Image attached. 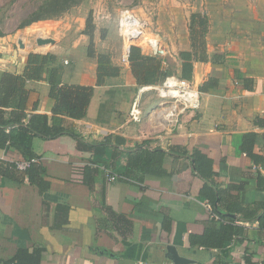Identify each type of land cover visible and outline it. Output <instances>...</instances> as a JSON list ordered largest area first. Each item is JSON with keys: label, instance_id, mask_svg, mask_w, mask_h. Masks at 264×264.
Masks as SVG:
<instances>
[{"label": "crops", "instance_id": "1", "mask_svg": "<svg viewBox=\"0 0 264 264\" xmlns=\"http://www.w3.org/2000/svg\"><path fill=\"white\" fill-rule=\"evenodd\" d=\"M159 2L179 5L181 11L166 9L171 41L162 39L168 55L155 57L162 75L154 85H138L129 63L121 61L125 44L119 32L109 30L105 21L100 22L107 27L101 32L95 19L92 22L93 47L96 54L109 56L118 74L101 86L96 84V58L87 55L90 40L83 33L87 44L75 43L64 53H39L57 60L49 62L41 80L25 82L26 115H46L51 124L54 101L48 77L58 68L61 84L93 88L85 118L64 117L63 126L88 143H102L106 136L125 143L118 148L112 143L101 158L117 176L112 183L105 172H86L94 169L95 156L79 151L73 138H33L32 150L45 169L48 187L41 190L27 177L18 184L0 176V264L19 248L41 249L39 264H173L168 247L191 264H264V228L257 220L264 213V165L255 164L242 150L244 136L253 133L252 153L264 157V0H158L155 5ZM35 40L16 38L5 47L0 43L7 64L1 71L20 74L27 56L38 53L25 50L43 47ZM141 54L154 57L143 50ZM186 66L191 69L184 70ZM172 67L174 75L201 91L199 110L185 113L166 131L128 123L135 99L143 114L160 104L155 88ZM143 87L146 90L140 91ZM5 111L8 118L10 108ZM144 131L148 133L141 136ZM157 149L164 153L161 167L138 165L142 151ZM194 151L212 161L224 209L244 210L230 217L232 225L243 228V239L234 237L218 250L190 242L212 223L217 228L228 223L213 219L209 202L199 196L203 181L190 158ZM22 161L14 148L0 149L1 166Z\"/></svg>", "mask_w": 264, "mask_h": 264}, {"label": "trees", "instance_id": "2", "mask_svg": "<svg viewBox=\"0 0 264 264\" xmlns=\"http://www.w3.org/2000/svg\"><path fill=\"white\" fill-rule=\"evenodd\" d=\"M82 0H30L31 11L20 21L18 28L23 29L33 24L55 19L68 11L70 8L78 5ZM203 25V24H202ZM94 26L90 16L86 19V26L83 34L89 38V47L87 55L90 58H96L97 73L96 84L101 86L106 78L115 77L118 74V68L111 64L110 58L104 54H96L93 45ZM186 57V54H181ZM57 57L53 54L30 53L26 58V64L23 71L18 73H9L0 71V149L10 146L18 152L24 161L38 159L32 150L31 141L33 138L41 140H53L61 136H69L76 141L79 151L93 152L94 160L91 165H104L109 167L107 161L102 160L107 153V148L113 143L115 148L123 145L125 141L118 136H106L102 143H88L82 135L74 130H69L63 126V118L68 117L75 120L85 118L86 111L93 93L92 87L64 85L61 84V73L58 68L50 71L48 83L50 86V98L54 101L52 109L51 124L48 123V117L43 114L26 115L28 91L25 89V82L28 80L39 81L46 70L49 62H55ZM128 62L131 71L137 80L138 85L147 86L158 83L162 73L160 72V63L155 57L141 54V50L132 46L129 51ZM191 66H186L189 71ZM186 76V74H183ZM183 78V77H182ZM164 80V79H163ZM201 92V91H200ZM6 108H10L8 118ZM9 128V131L6 130ZM255 134L250 133L244 136L242 150L254 161L255 164L264 165V157H258L252 153V145ZM111 153V157H113ZM164 153L157 149L153 151H142L138 156V165L150 169L154 166H160L163 162ZM102 158V159H101ZM194 171L203 181V187L199 196L204 201H208L212 207V214L220 219L227 220V224H215L208 226L202 237H190L191 244H197L207 250L221 249L234 237L242 238V227L232 225L235 221L230 218L233 214L244 212L242 208L226 207L224 209L223 191L219 189L214 181L215 173L213 171L212 161L200 153L194 151L190 156ZM86 172H98L97 168L88 167ZM0 176L7 180L20 184L25 177L29 182L39 189L48 187L45 181V169L40 163H31L25 171L16 169L12 163L0 165ZM223 209L225 211H223ZM254 217H245L243 220H251ZM260 228H264V213L258 217ZM243 239V238H242ZM41 249L35 248L32 252L27 249L19 248L15 256L2 264H39Z\"/></svg>", "mask_w": 264, "mask_h": 264}, {"label": "rangeland", "instance_id": "3", "mask_svg": "<svg viewBox=\"0 0 264 264\" xmlns=\"http://www.w3.org/2000/svg\"><path fill=\"white\" fill-rule=\"evenodd\" d=\"M145 1L82 0L78 5L70 8L58 18L39 22L29 27L19 29L18 25L20 21L28 14L29 11H31L30 0H0V43L5 47L8 42L11 43L16 38H24L27 42L32 43L36 38L41 37V33L44 36L42 38H52L56 41V44L53 46L49 45L47 49H42L41 47L27 48L25 52L32 49L38 53H64V51H68L69 47L75 43L77 45L87 44V39L84 40L81 35L85 29L86 19L88 16L91 17L92 22L95 19L96 24H98L97 30L100 32L104 31L107 27L109 30H112L115 27L117 32H119L117 27L119 13L122 9L128 8L147 21L148 32L157 34L161 39H165L169 44L171 39L168 36V33L170 32L169 27L171 25H167L170 17L167 14L166 9L168 7L172 8L173 12H178L181 11L180 6L175 4L165 6L166 2H164L161 6L159 2V7L158 4L155 5L158 0H149L148 3ZM104 21L107 27L104 26L103 23H100ZM175 27H177V25H175ZM2 39L4 42H1ZM118 45L120 52H122V43L119 42ZM174 70L175 69L173 67L169 68L168 71L170 73L168 74L174 75ZM147 94H153V91L149 93L147 92ZM151 104L152 103L149 101L148 106ZM153 109L148 112L144 110L142 124H145V129L150 127L147 120L149 113Z\"/></svg>", "mask_w": 264, "mask_h": 264}, {"label": "built area", "instance_id": "4", "mask_svg": "<svg viewBox=\"0 0 264 264\" xmlns=\"http://www.w3.org/2000/svg\"><path fill=\"white\" fill-rule=\"evenodd\" d=\"M119 34L125 44L122 55V63L128 64V55L132 46L139 47L146 51L149 55L163 58L168 55L163 40L155 33L148 32V24L145 19L138 16L133 10L124 8L120 11L117 23ZM67 63V61H65ZM7 64L0 53V71L6 69ZM143 87L140 91L146 90ZM156 95L160 100V104L154 108L148 115V122L152 129L158 131H166L171 129L180 120L185 113H194L199 110L201 105L202 93L198 87L190 80L184 79L176 75H168L163 82L155 88ZM143 111L140 101L135 99L132 103L128 115V123L142 124ZM106 135V131H101ZM148 132H140L141 136H145ZM31 163H38L37 159L31 161H22L13 163L16 169L25 171ZM94 168L105 172L108 182H114L117 176L108 171L104 167ZM206 207L211 213L213 219L219 221V217L212 214L210 205Z\"/></svg>", "mask_w": 264, "mask_h": 264}, {"label": "water", "instance_id": "5", "mask_svg": "<svg viewBox=\"0 0 264 264\" xmlns=\"http://www.w3.org/2000/svg\"><path fill=\"white\" fill-rule=\"evenodd\" d=\"M36 45L37 46H44V45H54L55 44V40L52 38H42V37H38L35 40ZM19 46L22 48L23 44L21 41L18 42ZM171 254V261L173 264H191L193 261L184 258L182 256H180L176 249L173 247H168L167 249Z\"/></svg>", "mask_w": 264, "mask_h": 264}, {"label": "bare ground", "instance_id": "6", "mask_svg": "<svg viewBox=\"0 0 264 264\" xmlns=\"http://www.w3.org/2000/svg\"><path fill=\"white\" fill-rule=\"evenodd\" d=\"M40 36H41V37H44L41 33H40ZM47 47H49V45H45V46H43L42 49H47Z\"/></svg>", "mask_w": 264, "mask_h": 264}]
</instances>
